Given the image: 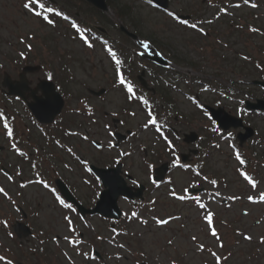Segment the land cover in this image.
<instances>
[{
	"label": "rangeland",
	"instance_id": "obj_1",
	"mask_svg": "<svg viewBox=\"0 0 264 264\" xmlns=\"http://www.w3.org/2000/svg\"><path fill=\"white\" fill-rule=\"evenodd\" d=\"M67 1L73 3L76 0ZM113 2L133 8L132 10L134 14L131 18L132 21L127 27L130 28V30H136L139 33V38L141 40L144 39L154 43L164 56H169L175 62H180V65L182 66H179L180 70L187 74L190 73L188 75L185 74L186 76H191L197 80H204L206 82L211 81L217 75H220L221 78H239L237 72L243 65L241 64L242 60L236 58V56L231 54L230 51L238 50L242 51L244 54H249V52H251V55L254 54V49L250 47H247V51H245V48L242 49L244 45V40L242 38H239L236 35L229 37V34L224 31L223 24L220 27L216 26L215 34L223 43L228 45L227 48L220 47L213 40L199 39L194 32L174 24L169 17L157 11L154 7H151L150 4L145 2V0H113ZM261 2L262 4L258 11L263 15L260 22L261 25H264V0H261ZM170 6L172 12L181 14L193 15L194 13H197V15H202L208 10L206 6L201 10L202 5H200V0H171ZM85 7L86 6L84 5L82 8ZM245 11L246 9L242 7L237 14L244 15ZM82 14L89 13L86 11ZM65 26L68 28L67 24ZM65 26L59 27L62 36H65L63 31V29L66 28ZM92 26L95 25L92 24ZM39 30V24L36 23L29 14L23 11L19 1L0 0V78L4 72L9 74L11 78H16L18 69L12 67L10 60L15 59L16 54L25 49L22 43H20V40L23 39L25 43H29L33 46L30 56L33 57L34 60L38 59L39 53L43 59L47 58V60L51 62V70L53 71V74L61 72V69H58L57 67L60 62L74 59L72 67L74 68L77 79L73 89L76 94L78 93V95H82L80 93L82 90L79 89L80 86H82V83L89 84L94 90H99V87L108 90L112 88L111 86L108 87V84H110L111 79L114 77L112 76L113 72L111 71L112 65H110L108 58L101 52V50H96V48V52L93 53L92 50L85 49L80 42L72 43L69 38L66 40L62 38V36H58L55 32L50 34V30ZM108 34L112 39L120 42L124 49L129 48V51H131L134 47L135 43L128 42L129 45H127L116 31L108 30ZM29 36L34 37L33 41L28 39ZM44 42H47V45L49 46L48 49H45ZM210 45L213 46L215 51L205 49L207 52L202 53L201 50L197 49L198 47L209 48L208 46ZM214 54L219 55L217 59H214ZM37 61H40V59ZM190 65L191 67H189ZM51 70L49 67H44L43 71L39 73V77H42L44 73ZM180 70L179 72L181 73L182 71ZM197 84L202 85L203 81L200 84L197 82ZM201 85L196 89L189 90L187 87L181 85V92L173 94L177 112L184 118L179 125V129H182L185 133H188L191 130H195L196 132L200 131L202 129L201 126L206 125L205 117H200V114L193 103H189L186 100V96H184V94L200 93L203 88ZM227 85L232 89L236 87L234 82H230ZM241 89L242 91H245L247 87L245 86ZM254 92H256V95L258 94V96L261 94L257 88ZM200 95L202 97L201 101H212L217 97L216 94L208 91L200 93ZM104 97L105 98L100 101L97 99H90V103L92 102L95 110L101 112L105 110L110 113L120 111L119 109L123 104L122 98L115 91H111ZM234 98L242 99V96L237 97L235 95ZM221 103H224V105L227 106L229 104L226 100L221 101ZM15 108L19 110L20 114H22L19 105H15ZM79 120H81V118H79ZM129 121L134 124V122H136V117H134V119H129ZM143 121L144 120L141 119L139 121L140 124H143ZM136 125L137 124L135 123L132 127ZM256 126H258L260 132L264 131L263 120L260 119V121H256ZM94 131L98 134V137L90 131L88 134L89 138H94L96 141L103 140V144L106 146L109 137L104 132L101 125L100 128L94 129ZM138 131L141 134L139 127ZM84 132V129L79 130V134L85 135ZM149 136L150 134L147 131L142 132L141 134V137L145 140L146 138L151 140L149 139ZM141 141L142 139L140 138V142ZM17 145H20V143H17ZM0 146L5 148L4 151L0 152V163H3L8 170H12L14 165H16L17 160L12 157L13 150L8 149V145L6 146L1 130ZM70 146H72L73 151L77 156L82 157L86 161L97 160L102 162V159H108L109 156L117 154V152L108 154L106 148H104L102 152H96L89 142L83 141L80 137L73 139ZM127 147L128 145H126V148ZM156 153H159L160 159L167 160L168 155L162 151V149L158 150ZM12 161H14V164L12 163L13 165L11 166L10 164ZM208 162L209 168H211L212 171L231 177L229 183L231 182L234 184V179H232V177L234 176L233 170L235 164L233 162L224 159V157L217 151L213 153V156L210 159H208ZM72 168H74V171L79 169L78 166L76 167L77 169L75 167ZM138 169H135L134 167L131 170L129 169L130 171L128 172L138 176L139 180L145 182L146 176L144 169L139 172ZM64 171H66V169L60 170V175H62L68 182L71 181V184L75 185L79 195L82 196L81 198H85V201L90 202L89 198H93L96 194V185L93 184L90 191L87 187L88 185L83 182V179H80V173L73 178V174L76 171H73L74 173L71 170L67 172ZM188 180L189 177L183 175L179 181L180 183L175 180V186L181 189L182 185L186 186ZM88 181L90 182V180ZM4 182L5 190L10 193L12 198L20 199L16 186L6 181ZM263 190L264 188L262 189L259 187L256 192L261 193ZM21 193L24 194V197L21 199L23 204L35 205L38 202L39 217H34L33 219L29 217L28 221L30 222V225L32 226L33 224L32 227L35 228V238L31 237L26 243H20L17 238H9L7 232H3L0 228V255L4 256L9 249L13 252V255H11L10 258L15 264H46L40 258L36 259L37 256L29 252L32 247L39 249L40 243L44 239L47 244L46 248L51 256L49 264H53V261L55 264H98V261L92 260L89 254V259H85L83 254L80 255V259L78 260L70 258L68 247L61 238L65 236L72 238L74 235L67 231V224L63 220L64 215H70L75 228L76 226L78 228L81 226V233L86 236V240H89V242L93 244L96 242L97 246H101L100 248L98 247V249L101 250L102 248L106 252V255H125L126 260L128 261L126 264H137L138 261L135 260V257L137 258L140 256L141 258L146 259L148 264H167L177 258H180L183 261V264H206L205 262H212V257L207 251L201 253L197 250V244L199 243L204 244L206 249L212 247V250L216 251L217 254H221V251L218 250V244L208 235L206 225H204L201 219V210L194 207L193 204L177 203L172 199L167 200L165 203L168 206V210L162 209L160 215L165 217L177 215L181 217V219L176 222L178 223V227L177 224H173V222L163 228H156L154 225H147L145 227L138 226L136 223L129 224L128 232L134 233V237L128 236L125 240L122 239V248H120L119 245L113 248L111 245L107 246L97 242V240H99L97 236H101L103 241L107 239L112 240V236L107 228V223L101 221L92 223L89 221L92 229H89L88 227L89 222L82 224V222L77 219L78 224L75 219H73L71 213L67 211L63 212L59 209V204L53 200L51 195L48 192L42 191L37 186L28 187ZM202 199H205V197H202ZM0 200V204L5 207V210H10L11 204L7 203L4 199ZM219 201L220 200H216V203H212L213 208L210 207V204H207V201H205V204L207 207L211 208V211H213L214 214H216L214 222L218 233L230 241L224 242L225 246H230L231 244L234 247V259L240 262L243 261L244 264H264V244L260 242L261 238H264V204H262V206L249 205L245 203V201H240L239 205L233 204L227 210L219 205ZM188 202L194 203L192 201ZM180 209L181 212L178 213ZM245 212L248 214L244 215ZM7 214L10 215L11 213L7 212ZM232 221H236L237 224ZM233 228L237 229L240 235H237ZM242 231L252 237L251 242L241 241L243 240L241 234H244ZM173 233L177 236L173 237ZM193 236L196 237L195 241L192 240ZM54 237L61 239L59 244L54 243ZM169 239L173 240L171 246L167 243ZM19 245L22 247L19 248ZM82 246L86 252L89 251V245H86L83 242ZM22 252L27 257L29 255V258L26 259L25 256L22 255ZM65 253H67V255H65ZM73 255L75 257L77 256L74 250ZM249 257H253V259H249L248 261L247 258ZM109 259L112 260V256ZM26 261L28 263H24ZM230 262H232V260ZM107 263L116 264L114 261L108 260Z\"/></svg>",
	"mask_w": 264,
	"mask_h": 264
},
{
	"label": "snow or ice",
	"instance_id": "obj_2",
	"mask_svg": "<svg viewBox=\"0 0 264 264\" xmlns=\"http://www.w3.org/2000/svg\"><path fill=\"white\" fill-rule=\"evenodd\" d=\"M51 2H52V0H25V2L23 4V9L26 11V13H28L32 17L36 18L43 25H46L50 28H55L57 25H56V21H55V19H53V17H58L64 21H68L69 17L64 15L62 11L57 10L55 7L49 6L51 4ZM145 2L148 4H151L152 0H145ZM243 4L250 7V8H253V9L258 7V5L256 3H252L251 0H243ZM229 8L239 9V8H241V4L240 3H229L227 5V7H220L218 9L217 14L212 19L197 20V21L192 22V23H189V21L187 19L181 18L178 14H176L175 12H172V11H169L167 13V15L173 21H175L178 25H182L188 29H192L194 32L200 33V35H202V36H206L207 33L205 32L204 28L201 25H203L205 23L211 25L212 23H214L215 20L220 19L221 16L229 15L230 14ZM71 28L74 30V33H75V36L73 37L74 39L76 37H78L79 41L82 42V45L85 48L93 49L94 45L90 41L89 37L86 35L85 29L80 27L75 22L71 23ZM248 31L251 33H257V32H259V29L255 28V27H249ZM28 39L32 40V39H34V37L29 36ZM20 43L23 44V43H25V41L23 39H21ZM218 43H220V42L218 41ZM141 46L145 50H147L149 48V44L147 42H144V41H141ZM223 47L227 48L228 45L223 44ZM27 48H28L29 52L32 51V45L31 44L27 45ZM104 50L114 65L113 87H120L126 93V99L128 101H130V102L131 101H139L140 103H142L143 105L148 107L149 106L148 101L144 97H142V96L138 97L136 95L135 85L131 81L127 80L126 77L124 76V74L122 73V71H121L122 61L117 56V53L107 46H105ZM19 57L21 60H24L26 58L23 51H21L19 53ZM241 58L244 60L249 59L248 56H242ZM256 67L260 68V65L257 64ZM45 76H46V79L48 81H53L55 78L53 72H51V71L46 72ZM56 90L58 92L61 91L59 86L57 87ZM204 90L206 91L207 89H204ZM17 99H19V97H17ZM81 103H84V102L81 101ZM193 103L196 104L197 108H199L201 111H203L204 116L207 118V120L211 121V127L209 130L212 133H215L216 135L221 136L222 139H229L232 136V134L230 132L227 134V136H224L223 133L221 132V127H223V125L218 127L216 125V121L213 119V116L209 115V113L204 109L203 105L197 103L195 100H193ZM241 103H243V101H241ZM88 112H89V114H92V109L88 108ZM112 115L117 116L118 113L114 111L112 113ZM129 115L135 116V113L132 112V113H129ZM0 122H2L4 135L7 137V139L9 141H14V128L9 123V119L3 111H0ZM93 123H95V121H93ZM121 123H123V121H121ZM105 127L107 128L108 126L105 125ZM143 128H144V130H149L151 128H154L155 132L158 134V138L163 140L164 144L166 145V151L169 153V155L171 157V159L169 161V167L171 169L181 168V169H184L185 171L189 170L190 165L181 162L182 158L180 155H178V150H179L178 145L176 143H174L172 140H170L168 138V136L165 135V133L162 130V125L158 123L157 118L153 114L152 111H148L147 120L144 123ZM67 135L75 136V135H77V133L70 132V133H67ZM108 135L113 136V133L111 131H109ZM133 135H135V133H133ZM173 135H175V133H173ZM82 138L85 141H88V139H89V137L87 135H83ZM176 139L179 140L180 137L176 136ZM91 144L97 151H103V149H104L103 143H97L95 140H92ZM229 146L231 147V145H229ZM115 147H117V145L112 143V142H109L107 145V148L109 150H112ZM214 147L219 148L220 145L215 144ZM11 148L18 156H21V157L26 156V153L21 151L20 148L17 146V142H13L11 144ZM68 151L71 153L72 149L69 148ZM130 155H131L130 152L121 151L119 153V157L115 161V164L119 165L121 163V158L126 157V156H130ZM77 159H80V158L77 157ZM235 159L239 163L240 166H244L246 163V161L241 157L239 152L235 153ZM80 163L85 165V171L89 172L90 174L92 173V169L87 166V161L81 159ZM32 167L35 168L36 165L33 164ZM65 167H68V165H65ZM147 167H148L149 171H151L153 169V165L151 163H149L147 165ZM191 170H192V172L195 173L196 176L201 177L200 171H197L195 168H192ZM237 172L239 173V176L242 177L243 180L246 181L247 184L251 186L252 189L257 188V182L250 175H248L245 171H242L241 168H237ZM5 175L7 176V179L9 181L13 180V177L11 175H8L7 173H5ZM17 175H20L19 171H17ZM125 176H128V174L125 173ZM129 179H131V178L129 177ZM149 179L151 180L152 184L155 187H157V188L160 187V183H158L155 179H152L151 177H149ZM201 179L206 181L213 188L217 187L218 182L216 179H209V177L206 175L202 176ZM100 180H101V177H97L98 183ZM84 182L89 183V181H87V180H85ZM28 183L39 185L43 189L51 192L55 198V201L59 204V206L62 209L66 210L68 212H72V213L76 212V209L73 207V205L71 203H67L64 199H62L60 197V195H58L56 193V189L53 188L48 182H46L41 177L39 172H37L36 178L34 180H30ZM105 183L108 186L109 191L106 192L104 195H109L113 192H115L116 194H119V187L122 185H121V182L116 178L115 173L112 174L111 183L109 184L107 181H105ZM131 183L135 185L138 182H137V180H131ZM167 183L171 184V180L167 181ZM20 187L25 188V187H27V185L22 183V184H20ZM197 187H198L197 184L192 183L189 185V187L184 188L183 194L177 193L174 188L169 189L168 194L172 199L180 201V202L193 201L195 203V206L198 209H200L202 212L201 219H202L204 225H206L208 235L211 236L218 243V247L223 248L224 244L221 242V236L215 227V222H214L215 214H214V212L211 211L207 207V205L202 201L201 195L193 194L191 191V189L197 188ZM0 195H3L6 199L11 200V197H9L8 193L5 191V189L3 187H0ZM206 195H208L212 199H215V198L220 196V193L217 191V192L206 193ZM227 199L234 202V201L240 199V197L239 196H229V197H227ZM248 200L251 203L264 202V192L259 194L258 200L256 198H254L252 195L248 196ZM12 203L15 204V201H12ZM151 203L155 204L156 201H151ZM17 211H20V209H17ZM247 214H248L247 212L244 213V215H247ZM132 215L136 216V213H133ZM153 219L155 221L157 228H163V227L169 225L173 220L181 219V217H179V216H170L168 218L153 217ZM63 220L67 224V231L70 233L76 234V228L73 224V220H72L71 216L70 215H64ZM141 223L146 225L148 222H147V220H142ZM0 225H3L4 228L9 227L8 221L6 219H0ZM239 234L240 233H237V235H239ZM8 236L12 237L11 231L8 232ZM243 239L245 241L251 242L252 237L250 235H244ZM64 240L67 242L68 245H70L72 247H77L78 245H80L83 242L81 239L76 238L75 235L72 238H70L69 236H65ZM192 240L195 241L196 237L193 236ZM53 241H54V243L59 244L58 238L54 237ZM260 242L262 244H264V238H261ZM41 243H43V241H41ZM167 243L169 246H171L173 244V240L169 239L167 241ZM119 247H123V245H119ZM197 250L201 253L207 251L210 254V256L212 258H214L215 264H222V260L228 259L227 256L221 257L220 255L217 254L216 251H212L211 249H206L205 245L202 243L197 244ZM33 251H35V250H33ZM41 251H43V249H41ZM77 254L79 255L80 253L78 252ZM65 255H67V253H65ZM83 255H84L85 259H89V256L87 253H84ZM230 255L231 254L229 253V256ZM117 258H119V257H117ZM92 259H95V257H92ZM0 264H15V262L12 259L7 258L6 256L0 255Z\"/></svg>",
	"mask_w": 264,
	"mask_h": 264
}]
</instances>
